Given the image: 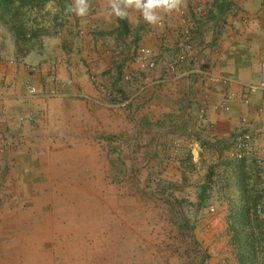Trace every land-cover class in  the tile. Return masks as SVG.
<instances>
[{"label": "crops", "instance_id": "obj_1", "mask_svg": "<svg viewBox=\"0 0 264 264\" xmlns=\"http://www.w3.org/2000/svg\"><path fill=\"white\" fill-rule=\"evenodd\" d=\"M145 2L138 8L127 0H37L27 5L36 14L27 21L32 35L23 36L0 1V174L10 164L51 163L50 156L75 165L77 156L82 163L94 155L149 156L145 169L159 174L158 183L176 179L182 203L195 204L191 190L199 182L186 179L184 159L178 164L171 157L178 141L182 156L199 158L210 172L212 186L230 189V200L219 204L242 207L260 193L264 199V168L249 154L240 161L229 157L238 131L254 134L256 146H264V89L249 90L262 82L264 0H181L178 9H152L155 24L143 17ZM139 47L151 51L155 68L137 69ZM179 55L185 60L175 65ZM53 63L58 94L29 95L26 83L41 91L47 77L40 68ZM218 164L227 179L216 180ZM233 211L224 220L244 214ZM219 220L208 230L200 220L199 240L210 242L211 235L217 241Z\"/></svg>", "mask_w": 264, "mask_h": 264}, {"label": "rangeland", "instance_id": "obj_2", "mask_svg": "<svg viewBox=\"0 0 264 264\" xmlns=\"http://www.w3.org/2000/svg\"><path fill=\"white\" fill-rule=\"evenodd\" d=\"M0 1L16 33L32 35L27 21L36 14L27 5L37 0ZM49 158L52 164H10L1 171L0 264H225L227 258L228 264H264L263 193L242 207L219 204L230 200V189L212 186L199 158L184 154L175 162L184 159L186 179L199 182L191 190L195 204L182 203L176 179L159 184V174L145 169L149 156L94 155L86 163L77 156V165ZM218 169L216 180L227 179L229 173L219 164ZM240 208L243 216L224 220ZM216 218L223 226L218 240H199V221L208 230ZM219 257L224 262L214 263Z\"/></svg>", "mask_w": 264, "mask_h": 264}, {"label": "built area", "instance_id": "obj_3", "mask_svg": "<svg viewBox=\"0 0 264 264\" xmlns=\"http://www.w3.org/2000/svg\"><path fill=\"white\" fill-rule=\"evenodd\" d=\"M186 46L190 47V40L186 36ZM185 60L184 55H179L177 59H175L174 64L182 63ZM133 62L136 65L137 69L139 71H146L151 70L155 68V62L152 57L151 51L146 47H139L133 57ZM261 73H262V82L259 87L251 86L250 92L254 93L259 88L264 89V61L261 63ZM41 72L44 73L47 77V80L45 81V86L43 85V89L41 91H38V88L33 85L32 83L27 82L26 83V91L29 95L33 96H40L42 98L45 97H52L56 96L58 94V91L56 90L55 84L58 83V79L56 76V70L57 66L53 63L48 66H43L40 68ZM125 82H128L130 80V77L125 76L124 78ZM211 80H215V78H210ZM101 92H104L103 86L100 87ZM204 116V113L201 111V117ZM30 120V119H29ZM242 122H245L243 119ZM257 145V138L254 134H251L248 131H238L235 134V137L232 140L231 144V150L229 157L231 160L234 161H240L242 160L247 154L253 157L254 161L256 162V165L258 167L264 168V146L259 147ZM170 149L173 151L172 154V160L178 161L182 157V153L184 150V146H182L181 142L174 141L172 142ZM261 205L257 206V213H260L263 209ZM209 213L214 212V208L211 207L208 209Z\"/></svg>", "mask_w": 264, "mask_h": 264}, {"label": "clouds", "instance_id": "obj_4", "mask_svg": "<svg viewBox=\"0 0 264 264\" xmlns=\"http://www.w3.org/2000/svg\"><path fill=\"white\" fill-rule=\"evenodd\" d=\"M82 3L83 0H80ZM181 0H146L143 4V17L145 21L149 24H155L159 17L152 13V9L158 8L161 5L165 7V10L178 9ZM128 5H135L136 7H141L140 0H127ZM80 14H83V8L80 9ZM120 11H117V15H122Z\"/></svg>", "mask_w": 264, "mask_h": 264}]
</instances>
